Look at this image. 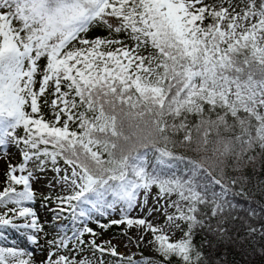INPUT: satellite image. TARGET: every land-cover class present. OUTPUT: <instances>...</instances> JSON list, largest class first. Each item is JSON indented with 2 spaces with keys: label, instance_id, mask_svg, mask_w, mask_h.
Here are the masks:
<instances>
[{
  "label": "snow or ice",
  "instance_id": "snow-or-ice-1",
  "mask_svg": "<svg viewBox=\"0 0 264 264\" xmlns=\"http://www.w3.org/2000/svg\"><path fill=\"white\" fill-rule=\"evenodd\" d=\"M0 154V264H264V0H0Z\"/></svg>",
  "mask_w": 264,
  "mask_h": 264
},
{
  "label": "rangeland",
  "instance_id": "rangeland-1",
  "mask_svg": "<svg viewBox=\"0 0 264 264\" xmlns=\"http://www.w3.org/2000/svg\"><path fill=\"white\" fill-rule=\"evenodd\" d=\"M208 2H210V0H208ZM9 152L14 153V156H12L11 158V163L13 164H17L21 161V157L20 154L18 152H16V150L14 148H10ZM8 159L3 157L2 154H0V186H2L3 184V173H6L7 171V164H8ZM53 176L54 173L51 171H48L44 174H41V178L38 182L34 183V189L39 193H43V194H48L50 190L54 191L55 185H54V181H53ZM52 183L53 184V189L49 188V184ZM152 201L150 199V205H151ZM37 211V214L40 216L42 221H48V222H52L51 218H52V212L45 207L41 206V201L38 199L37 202L35 203V205H33ZM114 218H119L118 216L114 217ZM161 222H162V217L160 218ZM107 220L104 218H101V223H106ZM93 228L96 229V231L98 232H102V235L100 237V241H104V240H110L112 242L113 245H115L117 247L118 252L120 253H124L125 255L131 254L132 252H137V249H135L134 247L132 248H125L124 244L126 242V238L123 237L121 234H116L113 233L111 231H105V230H101L100 228H98L95 224L91 225ZM119 228L122 231L123 226H119ZM179 237V233L176 234V237H173V239L178 238ZM16 240V242L18 244H20L22 247H33L31 245H29L27 243V241L20 235L18 234H12L10 236V240ZM98 241V242H100ZM150 253L148 251H145V255H149ZM38 259L42 258L40 256L37 257ZM137 258H139V256H137Z\"/></svg>",
  "mask_w": 264,
  "mask_h": 264
},
{
  "label": "trees",
  "instance_id": "trees-1",
  "mask_svg": "<svg viewBox=\"0 0 264 264\" xmlns=\"http://www.w3.org/2000/svg\"><path fill=\"white\" fill-rule=\"evenodd\" d=\"M102 34V33H101ZM6 173H3V181ZM47 195V194H46ZM259 199V196H257ZM243 203V201H242ZM247 206V205H245ZM107 231H111L116 234H121V229L119 226H110ZM243 235V233H241ZM201 242V236L196 237V243L199 244ZM221 261V264H250V262H254V264H259V257H248L245 258L244 254L241 253L238 246H233L231 248H222L218 257H216Z\"/></svg>",
  "mask_w": 264,
  "mask_h": 264
}]
</instances>
